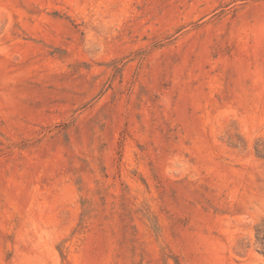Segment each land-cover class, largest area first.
Segmentation results:
<instances>
[{"label": "rangeland", "instance_id": "obj_1", "mask_svg": "<svg viewBox=\"0 0 264 264\" xmlns=\"http://www.w3.org/2000/svg\"><path fill=\"white\" fill-rule=\"evenodd\" d=\"M0 264H264V0H0Z\"/></svg>", "mask_w": 264, "mask_h": 264}]
</instances>
